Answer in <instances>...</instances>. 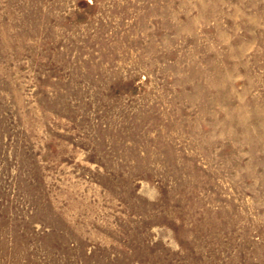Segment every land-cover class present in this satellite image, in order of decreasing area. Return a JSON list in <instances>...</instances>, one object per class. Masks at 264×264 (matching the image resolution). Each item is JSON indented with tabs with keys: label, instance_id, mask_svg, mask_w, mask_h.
Masks as SVG:
<instances>
[{
	"label": "rangeland",
	"instance_id": "obj_1",
	"mask_svg": "<svg viewBox=\"0 0 264 264\" xmlns=\"http://www.w3.org/2000/svg\"><path fill=\"white\" fill-rule=\"evenodd\" d=\"M0 264H264V0H0Z\"/></svg>",
	"mask_w": 264,
	"mask_h": 264
}]
</instances>
